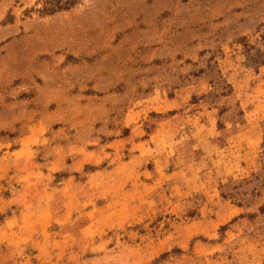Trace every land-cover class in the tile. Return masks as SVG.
I'll use <instances>...</instances> for the list:
<instances>
[{"label": "rangeland", "instance_id": "obj_1", "mask_svg": "<svg viewBox=\"0 0 264 264\" xmlns=\"http://www.w3.org/2000/svg\"><path fill=\"white\" fill-rule=\"evenodd\" d=\"M0 264H264V0H0Z\"/></svg>", "mask_w": 264, "mask_h": 264}]
</instances>
